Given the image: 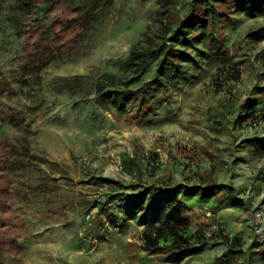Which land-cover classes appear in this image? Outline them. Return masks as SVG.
<instances>
[{"label":"rangeland","instance_id":"374dc122","mask_svg":"<svg viewBox=\"0 0 264 264\" xmlns=\"http://www.w3.org/2000/svg\"><path fill=\"white\" fill-rule=\"evenodd\" d=\"M193 1L64 0L93 15L89 29L38 77H22L23 39L7 16L29 12L19 0H0V80L10 85L0 103L23 119L1 123V133L19 145L27 140L46 160L23 161L11 172L15 211L27 231L23 250L4 255L2 264H217L227 247L220 229L241 236L239 264H264V11L218 10L213 34L223 47L213 39L196 43L186 75L155 94L151 108L96 98L97 84L112 91L136 76L126 64L131 47L166 40L168 21L182 19ZM164 2L172 5L168 12ZM154 72L155 64L131 86ZM253 103L258 111L245 117ZM168 181L201 187L210 181L244 200L215 207L213 190L179 195L188 232L210 237L182 259L142 247L145 227L162 221L168 205L153 204L145 217L132 207L138 193ZM40 183L44 191H31Z\"/></svg>","mask_w":264,"mask_h":264},{"label":"trees","instance_id":"16d2710c","mask_svg":"<svg viewBox=\"0 0 264 264\" xmlns=\"http://www.w3.org/2000/svg\"><path fill=\"white\" fill-rule=\"evenodd\" d=\"M19 3L23 9H28L29 13L23 17H7L16 35L23 39V46L17 57L20 74L22 77H38L51 60L69 54L76 48L89 29L93 15L84 14L79 6L66 7L64 0H19ZM161 7L163 11L168 12L172 5L164 2ZM236 8L244 11H264V0H194L182 19L175 23L168 21L166 28L172 33L166 40L155 47H131L126 64L135 71L136 76L127 83L119 81L121 86L112 91L97 84V101L104 103L117 99L123 102L131 100L136 102L138 107L151 108L155 94H162L161 90L164 91L170 84L186 75L185 61L190 56L189 50L193 49L196 43L205 42L207 39L210 42L213 39L218 49L223 47L213 34L215 15L220 9L233 11ZM49 16H52L51 20L45 21ZM219 35L221 37V32ZM154 64L153 77L132 87V83L149 72ZM111 78L113 81L117 79L115 75ZM7 86L10 85L6 80H0V99L5 95ZM252 105L254 106V103ZM257 111L258 108L254 106L245 117H251ZM22 120L19 110L6 103H0V264L3 263L4 255L18 254L23 250L21 238L27 231L25 221L15 211L17 201L11 172L23 161L30 165L46 162L31 152L26 144L27 140L19 145L2 135L1 123L19 125ZM261 172L264 175V167ZM166 183L163 187H152L138 193L142 198L139 204L133 202L132 205L143 217L147 216L151 206L159 201L168 205L162 221L145 227L142 247L148 254L165 253L172 258L182 259L199 253L210 240L201 230L188 232L189 219L186 207L178 198L179 195H204L213 190L217 194L215 207L223 204L238 206L244 203L230 186L221 189L210 181L209 185L204 187L172 185L169 181ZM43 185L45 184L40 183L31 188V191H44ZM217 235L227 247L216 258V263L239 264V259L244 253L241 236H229L221 229L217 231Z\"/></svg>","mask_w":264,"mask_h":264},{"label":"built area","instance_id":"2783aa9c","mask_svg":"<svg viewBox=\"0 0 264 264\" xmlns=\"http://www.w3.org/2000/svg\"><path fill=\"white\" fill-rule=\"evenodd\" d=\"M208 215H210V213H208Z\"/></svg>","mask_w":264,"mask_h":264}]
</instances>
